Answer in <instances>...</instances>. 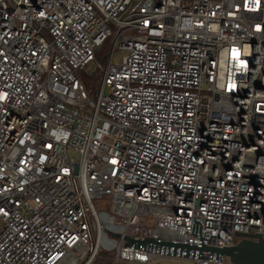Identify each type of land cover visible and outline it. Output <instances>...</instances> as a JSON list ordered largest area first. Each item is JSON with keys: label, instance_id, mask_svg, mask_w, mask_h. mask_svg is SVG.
I'll list each match as a JSON object with an SVG mask.
<instances>
[{"label": "built area", "instance_id": "2783aa9c", "mask_svg": "<svg viewBox=\"0 0 264 264\" xmlns=\"http://www.w3.org/2000/svg\"><path fill=\"white\" fill-rule=\"evenodd\" d=\"M263 86L264 0H0V264H226Z\"/></svg>", "mask_w": 264, "mask_h": 264}, {"label": "water", "instance_id": "95a60500", "mask_svg": "<svg viewBox=\"0 0 264 264\" xmlns=\"http://www.w3.org/2000/svg\"><path fill=\"white\" fill-rule=\"evenodd\" d=\"M243 237L245 239L232 248L211 249L205 246L193 247L185 245H174V247L179 246L181 249H185L187 254L191 250H199L201 256L203 252H209L211 256L215 254L219 259L228 258L232 264H264V238L260 235H247ZM126 240L129 244L134 242L131 238H126ZM162 245L173 246L172 243H163Z\"/></svg>", "mask_w": 264, "mask_h": 264}, {"label": "rangeland", "instance_id": "374dc122", "mask_svg": "<svg viewBox=\"0 0 264 264\" xmlns=\"http://www.w3.org/2000/svg\"><path fill=\"white\" fill-rule=\"evenodd\" d=\"M103 53H104V50H101L98 52V54H97L98 59H100L103 56ZM120 57L121 56L119 54H116L115 58L119 59ZM94 64L95 63H92L91 65H89L86 72L89 71L90 69H92ZM95 204H96V207L99 209L100 206L97 205L96 202H95ZM153 261L157 264H192V263L187 262V261H177V260H172V259H154ZM226 264H232L228 258H226Z\"/></svg>", "mask_w": 264, "mask_h": 264}, {"label": "trees", "instance_id": "16d2710c", "mask_svg": "<svg viewBox=\"0 0 264 264\" xmlns=\"http://www.w3.org/2000/svg\"><path fill=\"white\" fill-rule=\"evenodd\" d=\"M109 46V42L105 45V48L104 49H107ZM96 264H111V262H103V261H97Z\"/></svg>", "mask_w": 264, "mask_h": 264}]
</instances>
